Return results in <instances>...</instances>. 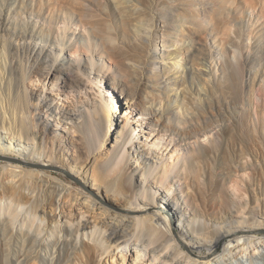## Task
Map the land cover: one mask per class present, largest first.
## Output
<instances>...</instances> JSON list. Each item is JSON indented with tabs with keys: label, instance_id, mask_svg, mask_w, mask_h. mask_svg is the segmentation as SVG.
<instances>
[{
	"label": "bare ground",
	"instance_id": "1",
	"mask_svg": "<svg viewBox=\"0 0 264 264\" xmlns=\"http://www.w3.org/2000/svg\"><path fill=\"white\" fill-rule=\"evenodd\" d=\"M129 15L124 17L125 26L131 22ZM163 19L170 23L173 16L165 12ZM60 23L61 32L54 31L58 54L29 44H4L0 51V157L6 160L0 165V248L9 252L3 264H229L246 257L264 264V234L257 233L264 229V111L260 106L248 111L253 117L251 129L246 116L236 119L222 111L221 98L209 99L219 111L194 130L169 112L140 109L137 94L132 93L127 107L132 112L122 116L125 124L114 131L119 103L110 94L103 95L105 75L90 79L83 70L84 56L86 70L96 65L93 47L69 44L66 17ZM14 35L20 40L45 39L28 26ZM231 35L225 31L220 39L231 42ZM106 40L114 41L111 35ZM66 46L71 55L61 68ZM127 47L131 50L133 45ZM231 52L233 67L223 92L228 107L234 109L243 97L241 79L249 60L238 50ZM194 59L196 70L209 82L205 49L196 52ZM39 66L46 70L45 76L36 72ZM57 68L63 69L66 83L51 81ZM90 85H96L98 100L90 105L89 100L82 101L83 107L76 101L70 113L43 95L46 87L57 97L58 88L67 86L69 93H81ZM37 86L40 92H35ZM123 94L120 91L119 98H125ZM43 109L54 118V129L49 117L41 115ZM131 117L134 129L127 123ZM165 120L173 123L169 126ZM169 127L174 132L168 140L169 135L164 137ZM61 128L64 135L73 130L77 139L65 142L63 131L57 132ZM232 128L231 139L242 145L243 167L235 166L232 157L223 166L226 134ZM138 130L145 136L144 150ZM159 131L163 136H158ZM174 133L192 145L174 140ZM108 140L110 154L100 159L99 151ZM54 169L80 178L82 187L75 189L73 179L64 180ZM200 186L202 201L193 193Z\"/></svg>",
	"mask_w": 264,
	"mask_h": 264
},
{
	"label": "rangeland",
	"instance_id": "2",
	"mask_svg": "<svg viewBox=\"0 0 264 264\" xmlns=\"http://www.w3.org/2000/svg\"><path fill=\"white\" fill-rule=\"evenodd\" d=\"M250 2L251 0H126L125 3L120 4L119 0H64L62 2L60 0H0V51L3 53L4 44H10L12 47L29 44V46L34 45L35 50L45 48L52 54H58L60 46L55 41L54 31L61 32L60 22L64 16L69 27L66 32L68 43L77 45L88 43L93 47L96 65L93 70H86L87 58L84 56L83 70L90 73V79L98 74L105 75L103 95L110 94L111 98L113 97L119 103L117 113L119 122L114 131H120L125 124L122 116L126 112H132V109H127L131 105L128 95L132 93L137 94L140 109L145 106L151 111L160 109L165 111V114L169 112L174 120L194 130L203 126L204 118L208 119L219 111L218 106L212 107L209 99L221 98L225 104L222 111H229L236 119L238 116H246L245 120L251 128L253 117L251 118L248 111L256 104L264 111V16L261 14L264 0ZM76 3H79V8H75ZM165 12L173 16L170 23L163 19ZM128 15L131 17V22L125 26L124 19L128 18ZM22 26L33 28L45 39L36 40L34 38L32 41L16 39L14 34H17ZM225 31L232 34L231 42H224L220 39ZM109 35L114 39L110 44L106 42ZM232 43H235L236 47L232 46ZM128 44L133 45L131 50L128 49ZM201 48L205 49L208 57L211 80L207 83L204 82V75L196 70L194 59V54L200 52ZM233 50L240 51L249 62L244 67L241 79L243 88L241 103L231 109L230 105L228 107V96L224 94L223 86L228 71L233 67L231 56ZM70 55L71 49L66 46L63 52L65 65L59 63L61 68L68 65ZM52 58L51 55L48 60ZM36 72L45 76L46 70L39 66ZM55 80H58L59 84L60 82L66 83L63 69L57 68L54 72L51 81ZM211 87L214 88L213 91L210 90ZM40 90L38 86L35 87V92H40ZM97 90L96 85L92 88L90 85L84 92L69 93L65 86L58 88L57 93L61 95L56 97L50 95L46 87L43 95L48 100H53L54 103L58 101V105L70 113L69 109L76 101H79L78 106L83 107L82 101L89 100L90 105L91 100H98ZM120 91L124 92L125 98H119ZM67 93L70 99L65 98ZM45 111L46 109H43L41 115L44 118L49 117L50 127L54 129V118L48 116ZM164 118L166 119V115H163L162 119ZM155 121L156 117L151 123ZM165 121L169 126L173 123L169 120ZM127 123L134 129V118L131 117ZM226 124L229 125L230 121ZM168 129L164 138L166 139L169 135V140L171 129L170 127ZM69 131L71 132L67 135H64V128L58 129L57 132L63 133L61 136L65 142L70 141L71 137L75 141L77 134L73 130ZM136 132L143 136L142 131ZM171 132L173 133L174 130ZM233 132L232 128L226 134L227 159L223 162V166L226 167L232 157L235 166L243 167L246 160L242 145L238 140L231 139L232 134H235ZM250 132L253 135V131ZM117 135L115 132V136ZM158 136H163V131H159ZM182 139H184L183 144L192 145L184 136L178 133L174 136L176 141ZM144 140L145 136L138 140L139 143L141 142L139 144L141 150H144L142 146L145 144ZM110 143L108 140L105 147L99 151L100 159L110 154ZM154 156L160 157L155 154ZM162 159L166 160V157ZM153 160L160 161L156 158ZM4 161L6 162L5 158L0 157V165ZM208 161L211 163L212 159ZM205 162L208 165L209 162L207 160ZM53 171L61 175L64 180L72 181L73 179L75 189L82 187L79 183L80 178L68 176L67 173L58 169ZM219 172L218 178L221 186L224 167L219 169ZM202 188L203 186H200L196 192L191 189L195 195L199 194V201L203 200ZM257 233L263 235L264 229L259 228ZM7 253H9L7 249L0 248L1 264H3L2 258H5L4 255ZM229 264H261V261H252L246 257L241 263L232 259Z\"/></svg>",
	"mask_w": 264,
	"mask_h": 264
}]
</instances>
